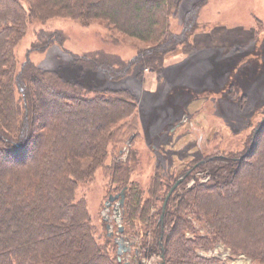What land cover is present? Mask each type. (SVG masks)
Instances as JSON below:
<instances>
[{
    "label": "trees",
    "instance_id": "trees-1",
    "mask_svg": "<svg viewBox=\"0 0 264 264\" xmlns=\"http://www.w3.org/2000/svg\"><path fill=\"white\" fill-rule=\"evenodd\" d=\"M181 2L0 0V264H126L114 246L98 243L85 201L76 200L78 186L91 182L98 169L116 193L125 190L122 218L138 242L133 254L158 255L161 264H222L197 254L222 245L235 257L264 264V118L240 153L207 156L180 176L173 172L169 185L184 180L163 210L158 202L163 204L170 186L161 183L162 174L146 191L130 181L139 164L136 148H129L125 162L108 161L136 132L137 103L130 91H85L29 60L17 66L15 49L29 23L69 19L83 27L102 22L111 33L146 45L130 60L103 51L75 56L79 72L109 81L129 77L135 67L159 75L167 56L193 50L190 41L206 0L186 13L175 33L170 19ZM35 37L29 51L39 53L64 39L44 30ZM194 170L207 181L186 187Z\"/></svg>",
    "mask_w": 264,
    "mask_h": 264
},
{
    "label": "rangeland",
    "instance_id": "rangeland-1",
    "mask_svg": "<svg viewBox=\"0 0 264 264\" xmlns=\"http://www.w3.org/2000/svg\"><path fill=\"white\" fill-rule=\"evenodd\" d=\"M201 1L182 0L177 15L170 19L172 32L182 30L186 13ZM196 22L193 37L203 33L200 37L204 40L197 39L195 44L191 40V53L179 49L167 56L159 75L135 67L129 77L109 81L90 70L79 72L73 63L75 56L103 51L130 60L146 45L111 33L102 22L83 27L69 19L29 23L15 49L17 66L29 60L85 91H130L137 103L136 132L121 146L118 157L111 156L108 161L125 162L129 148H136L139 164L130 181L146 191L155 174H162L161 183L169 185L173 172L180 176V172L186 168L190 171L192 166L195 168L194 162L202 163L207 156L240 153L264 118V0H206ZM38 30L58 32L64 39L41 53L29 51ZM191 175L185 181L186 187L207 181L204 173L197 170ZM110 181L98 169L93 180L80 184L76 191V200L86 203L98 243L114 246V254L126 264H161L158 255L143 258L133 254L138 242L124 227V198L122 204L119 198L107 205L110 196L121 192L124 196L125 190L116 193ZM169 186L163 204L161 199L158 202L162 207L171 196L167 197L172 188ZM195 227L205 235L199 223L195 222ZM186 236L192 238L190 234ZM228 251L217 245L209 251L200 249L197 254L205 259L218 258L222 264H255Z\"/></svg>",
    "mask_w": 264,
    "mask_h": 264
},
{
    "label": "water",
    "instance_id": "water-1",
    "mask_svg": "<svg viewBox=\"0 0 264 264\" xmlns=\"http://www.w3.org/2000/svg\"><path fill=\"white\" fill-rule=\"evenodd\" d=\"M183 181V178L182 179H179L173 186L172 188L170 189L169 191V194L167 197H169L171 195V193L174 191V189ZM120 198V199H119ZM123 192L120 193V195H116V196H110L109 199H108V202H107V205H111L114 201L118 200L119 199V204H122V201H123ZM167 201V198L165 200V203ZM165 203H164V207H165ZM163 207V209H164ZM162 219V218H161ZM119 261V259H118Z\"/></svg>",
    "mask_w": 264,
    "mask_h": 264
},
{
    "label": "crops",
    "instance_id": "crops-1",
    "mask_svg": "<svg viewBox=\"0 0 264 264\" xmlns=\"http://www.w3.org/2000/svg\"><path fill=\"white\" fill-rule=\"evenodd\" d=\"M203 35H205V34H203V33H199V36H197V34H196V35L192 38L193 43L195 44V43L197 42V39L204 40V39H202V38H204V37H200V36H203Z\"/></svg>",
    "mask_w": 264,
    "mask_h": 264
},
{
    "label": "flooded vegetation",
    "instance_id": "flooded-vegetation-1",
    "mask_svg": "<svg viewBox=\"0 0 264 264\" xmlns=\"http://www.w3.org/2000/svg\"><path fill=\"white\" fill-rule=\"evenodd\" d=\"M202 163H203V162H202ZM195 167H196V166H195ZM189 173H190V172H187V174H189ZM182 178H183V180H184V177H182ZM182 178H180V179H182ZM178 180H179V179H178ZM178 180H177V181H178ZM177 181H176V182H177ZM176 182H175V183H176ZM175 183H174V184H175ZM181 183H182V182H181ZM181 183H180V184H181ZM174 184H173V185H174ZM177 187H178V186H177ZM177 187H176V188H177ZM176 188H175V189H176ZM175 189H174V190H175Z\"/></svg>",
    "mask_w": 264,
    "mask_h": 264
}]
</instances>
